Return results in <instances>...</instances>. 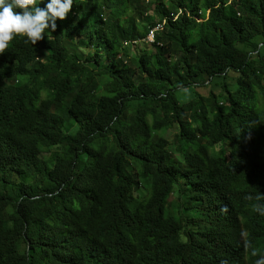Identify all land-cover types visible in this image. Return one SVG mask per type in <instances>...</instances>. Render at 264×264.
<instances>
[{
  "label": "trees",
  "instance_id": "obj_1",
  "mask_svg": "<svg viewBox=\"0 0 264 264\" xmlns=\"http://www.w3.org/2000/svg\"><path fill=\"white\" fill-rule=\"evenodd\" d=\"M56 23L0 55V264L264 258V0H73Z\"/></svg>",
  "mask_w": 264,
  "mask_h": 264
},
{
  "label": "clouds",
  "instance_id": "obj_2",
  "mask_svg": "<svg viewBox=\"0 0 264 264\" xmlns=\"http://www.w3.org/2000/svg\"><path fill=\"white\" fill-rule=\"evenodd\" d=\"M37 4H39V0H0V55L6 53L14 36L26 37L25 43L30 42L36 45L38 41L44 39L46 29L54 32L57 28V20L63 21L71 11L73 0H50L44 8ZM142 41H145L150 47L155 43V40L153 42H149L147 39ZM135 45L137 42H133L129 46L135 47ZM44 155H47L46 158ZM49 156V153H45L41 159L49 163ZM256 199L259 200L260 197ZM254 207L257 212L264 215V204H257ZM257 264H264V258L257 261Z\"/></svg>",
  "mask_w": 264,
  "mask_h": 264
},
{
  "label": "rangeland",
  "instance_id": "obj_3",
  "mask_svg": "<svg viewBox=\"0 0 264 264\" xmlns=\"http://www.w3.org/2000/svg\"><path fill=\"white\" fill-rule=\"evenodd\" d=\"M152 14V13H151ZM133 53H132V56L135 57L137 59L138 57V53L139 52H143L141 51L140 49L138 48H133ZM148 50L150 51H153L152 50V47L149 46ZM263 52H264V49H263ZM229 84H232L230 82H228ZM199 88V89H198ZM197 92L202 95V96H208L212 91L216 94H220L221 93V89L219 87V85H204V86H198L197 87ZM195 88L192 87V88H189V89H180L178 90V97L179 99L182 101V102H187V101H190L192 100L194 94H195ZM165 138L171 143V147H175L176 146V130L175 129H170L169 131H167L165 133ZM200 149L196 150L193 154V156L195 155V153H197ZM212 151V150H211ZM47 155H44V158H46ZM205 161V157H200L199 158V165H201L203 162ZM172 199V197L170 198V200ZM184 203H186V199L183 200ZM203 230V229H202ZM204 231V230H203Z\"/></svg>",
  "mask_w": 264,
  "mask_h": 264
},
{
  "label": "built area",
  "instance_id": "obj_4",
  "mask_svg": "<svg viewBox=\"0 0 264 264\" xmlns=\"http://www.w3.org/2000/svg\"><path fill=\"white\" fill-rule=\"evenodd\" d=\"M162 29V25H158L155 29H153L150 33H149V35H148V37H147V40L149 41V42H153L154 40H155V34L158 32V31H160Z\"/></svg>",
  "mask_w": 264,
  "mask_h": 264
}]
</instances>
